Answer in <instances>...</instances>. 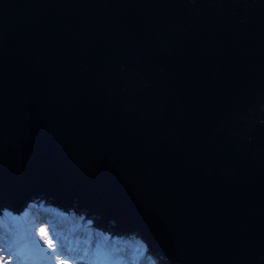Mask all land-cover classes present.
I'll use <instances>...</instances> for the list:
<instances>
[{"label": "water", "instance_id": "1", "mask_svg": "<svg viewBox=\"0 0 264 264\" xmlns=\"http://www.w3.org/2000/svg\"><path fill=\"white\" fill-rule=\"evenodd\" d=\"M34 199L264 264V0H0V209Z\"/></svg>", "mask_w": 264, "mask_h": 264}, {"label": "rangeland", "instance_id": "2", "mask_svg": "<svg viewBox=\"0 0 264 264\" xmlns=\"http://www.w3.org/2000/svg\"><path fill=\"white\" fill-rule=\"evenodd\" d=\"M35 200V201H34ZM30 203L35 204L36 206L39 205L40 202L38 199H34ZM28 203V204H30ZM28 204L25 206L27 207ZM42 206L52 209L53 211L60 213L59 210L57 211L51 204L50 201L43 203ZM24 208L20 210L23 211ZM8 213L10 215H14L12 211L8 210L7 208L3 207L0 209V214ZM40 213V212H39ZM75 217H81L82 215H73ZM89 222V227L93 232V227L91 226V222ZM10 230L8 233L2 232V237L0 236V264H93L91 263L92 260L89 259L91 262L84 261L86 256L81 258L78 257L76 254L69 252L68 243L66 244L63 240V235L58 234L57 231L54 232L51 227H49V222L46 220H42L40 217L35 216H28L25 217L24 214L19 216H12L9 221ZM22 232V233H21ZM102 232L96 231L95 235H99ZM1 235V234H0ZM23 238H27L24 240ZM120 238V237H119ZM122 240H129L135 239V237H128L126 239L120 238ZM18 241L20 244H18ZM23 241V247L26 245V249H33L27 251L22 250L20 251V246L22 245L21 242ZM28 242L32 247H28ZM16 244L17 249H16ZM19 246V247H18ZM19 248V249H18ZM18 251V253H16ZM20 251V252H19ZM28 252V254H27ZM29 252H31L29 254ZM21 253V256L20 254ZM138 255L141 254L140 262L137 264H142L147 261H153L155 264H159V260L156 258L154 259L151 255H145V250L137 253ZM82 256V254H79ZM127 257L130 259L131 253L127 251ZM34 262H33V261ZM120 264H135V261L130 262V260H118Z\"/></svg>", "mask_w": 264, "mask_h": 264}, {"label": "trees", "instance_id": "3", "mask_svg": "<svg viewBox=\"0 0 264 264\" xmlns=\"http://www.w3.org/2000/svg\"><path fill=\"white\" fill-rule=\"evenodd\" d=\"M42 204L43 203H39V205L36 206L30 203L27 207H24L23 211H19L14 215L19 216L24 214L25 217L35 216L40 217L41 221H48L49 227H51L54 232L57 231L58 234L62 233L61 235H63L64 242L66 244L68 243L69 252L73 251L74 254L81 258L86 256L84 260L86 262H91L89 259L92 260L91 263L93 264H110V262L112 264L115 263L113 262L114 259L116 262L121 259L126 261L128 259L130 262L135 261V264L140 262L141 254L138 255L137 253L144 251L145 246L139 240H122L118 237H112L108 233L94 235L87 220L83 221L81 217H75L71 212L57 213L52 209L42 206ZM14 215L8 213L0 214L1 237L2 232H9V221ZM127 251L131 253L132 258L129 259L127 257ZM79 254H82V256ZM107 260L110 261L107 262ZM118 263L119 262L115 264ZM142 264H155V262L147 259V261Z\"/></svg>", "mask_w": 264, "mask_h": 264}, {"label": "bare ground", "instance_id": "4", "mask_svg": "<svg viewBox=\"0 0 264 264\" xmlns=\"http://www.w3.org/2000/svg\"><path fill=\"white\" fill-rule=\"evenodd\" d=\"M21 233H22V232H21ZM25 239H26V241H27V238H25ZM25 239L23 238V241H24ZM23 241L21 242V244L23 243ZM24 243H26V242L24 241ZM18 244H20L19 241H18ZM18 244H16V249H17V245H18ZM27 245H28V247H32V246L30 245L29 242H28ZM19 246L21 247V246H23V244H22V245H19ZM19 246H18V247H19ZM24 247H25L24 249H22L23 247H21V248H20V251H21V249H22L23 251H24V250H27V249H26V245H24ZM18 249H19V248H18ZM29 250H31V252L33 251L32 248L29 249ZM29 250H27V251H29ZM20 251H19V252H20ZM31 252H29V254H30ZM16 253H18V251H16ZM21 253H22V251H21ZM21 253H19L20 256H21ZM27 254H28V252H27ZM104 257H105V255H104ZM103 259H104V258H103ZM107 259H108V258H107ZM112 260H113V259H112ZM112 260H111V261H112ZM32 261H33V260H32ZM104 261H105V259H104ZM109 261H110V260H109ZM109 261L107 260V262H109ZM33 262H34V261H33ZM113 262L117 263L118 261L116 262V260L114 259ZM115 263H112V264H115ZM33 264H34V263H33ZM108 264H109V263H108ZM110 264H111V262H110ZM118 264H120V263H118Z\"/></svg>", "mask_w": 264, "mask_h": 264}]
</instances>
